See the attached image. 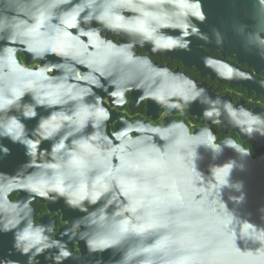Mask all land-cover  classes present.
Returning a JSON list of instances; mask_svg holds the SVG:
<instances>
[{
    "label": "flooded vegetation",
    "instance_id": "1",
    "mask_svg": "<svg viewBox=\"0 0 264 264\" xmlns=\"http://www.w3.org/2000/svg\"><path fill=\"white\" fill-rule=\"evenodd\" d=\"M18 2L19 99L43 85L62 98L30 145L69 159L0 173V264H127L86 218L115 212V186L95 183L122 177L110 158L134 132L120 120L205 128L264 158V0Z\"/></svg>",
    "mask_w": 264,
    "mask_h": 264
},
{
    "label": "water",
    "instance_id": "2",
    "mask_svg": "<svg viewBox=\"0 0 264 264\" xmlns=\"http://www.w3.org/2000/svg\"><path fill=\"white\" fill-rule=\"evenodd\" d=\"M18 4L0 0V173L23 168L22 161L69 159L30 145L46 122L39 112L62 98L43 85L27 93L35 102L19 99ZM116 127L134 132L110 158L121 163L122 177L95 183L101 191L115 186L116 209L86 218L116 235L123 263L264 264V158L229 140L214 143L205 128L189 134L178 122L120 120ZM94 159L107 158L99 151Z\"/></svg>",
    "mask_w": 264,
    "mask_h": 264
}]
</instances>
